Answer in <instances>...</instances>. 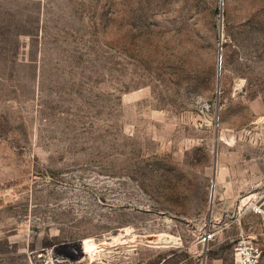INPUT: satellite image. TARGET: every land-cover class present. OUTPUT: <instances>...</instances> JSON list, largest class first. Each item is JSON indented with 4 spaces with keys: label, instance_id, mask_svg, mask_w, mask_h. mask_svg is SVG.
Instances as JSON below:
<instances>
[{
    "label": "rangeland",
    "instance_id": "1",
    "mask_svg": "<svg viewBox=\"0 0 264 264\" xmlns=\"http://www.w3.org/2000/svg\"><path fill=\"white\" fill-rule=\"evenodd\" d=\"M262 193L264 0H0V264H264Z\"/></svg>",
    "mask_w": 264,
    "mask_h": 264
},
{
    "label": "built area",
    "instance_id": "2",
    "mask_svg": "<svg viewBox=\"0 0 264 264\" xmlns=\"http://www.w3.org/2000/svg\"><path fill=\"white\" fill-rule=\"evenodd\" d=\"M249 207L254 212L264 215V193L258 199L250 202ZM215 236L216 232L208 228L201 234L200 241L208 244ZM260 253V248L254 239L241 232L234 244V264H262Z\"/></svg>",
    "mask_w": 264,
    "mask_h": 264
},
{
    "label": "bare ground",
    "instance_id": "3",
    "mask_svg": "<svg viewBox=\"0 0 264 264\" xmlns=\"http://www.w3.org/2000/svg\"><path fill=\"white\" fill-rule=\"evenodd\" d=\"M89 247H91V245H89L88 241L84 242L83 244L78 242L68 247L66 252H72V254H75L76 252H84V250Z\"/></svg>",
    "mask_w": 264,
    "mask_h": 264
},
{
    "label": "water",
    "instance_id": "4",
    "mask_svg": "<svg viewBox=\"0 0 264 264\" xmlns=\"http://www.w3.org/2000/svg\"><path fill=\"white\" fill-rule=\"evenodd\" d=\"M220 33L222 34V25H220ZM220 62H221V53H220V58H219ZM215 169H217V159L215 157ZM215 183L213 184V189L211 191V198L213 199L214 193H215V189H214Z\"/></svg>",
    "mask_w": 264,
    "mask_h": 264
},
{
    "label": "crops",
    "instance_id": "5",
    "mask_svg": "<svg viewBox=\"0 0 264 264\" xmlns=\"http://www.w3.org/2000/svg\"><path fill=\"white\" fill-rule=\"evenodd\" d=\"M207 249H209V247H207ZM207 252V251H206Z\"/></svg>",
    "mask_w": 264,
    "mask_h": 264
}]
</instances>
